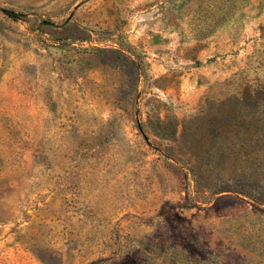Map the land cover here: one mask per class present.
<instances>
[{"label":"rangeland","instance_id":"rangeland-1","mask_svg":"<svg viewBox=\"0 0 264 264\" xmlns=\"http://www.w3.org/2000/svg\"><path fill=\"white\" fill-rule=\"evenodd\" d=\"M0 264H264V0H0Z\"/></svg>","mask_w":264,"mask_h":264}]
</instances>
